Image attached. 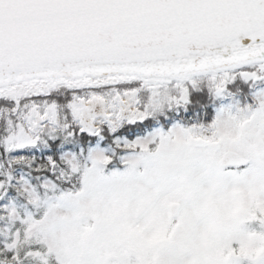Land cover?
<instances>
[{
    "label": "snow or ice",
    "instance_id": "snow-or-ice-1",
    "mask_svg": "<svg viewBox=\"0 0 264 264\" xmlns=\"http://www.w3.org/2000/svg\"><path fill=\"white\" fill-rule=\"evenodd\" d=\"M0 264H264V0H0Z\"/></svg>",
    "mask_w": 264,
    "mask_h": 264
}]
</instances>
